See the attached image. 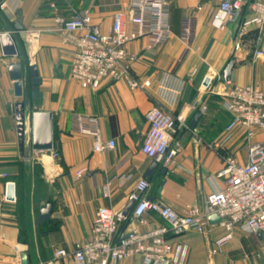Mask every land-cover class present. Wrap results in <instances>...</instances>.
Returning a JSON list of instances; mask_svg holds the SVG:
<instances>
[{
	"label": "crops",
	"instance_id": "1",
	"mask_svg": "<svg viewBox=\"0 0 264 264\" xmlns=\"http://www.w3.org/2000/svg\"><path fill=\"white\" fill-rule=\"evenodd\" d=\"M223 1L166 0L170 39L153 47L148 37H140L126 47V64L132 77L139 82L151 80L152 87L132 89L124 80H106L94 91L71 78L76 47L58 19L68 21L76 15H87L91 26L107 33L117 14L128 16L132 0H0V14L9 23L19 22L23 27L21 38L28 64L37 68L42 80L36 110L53 114V150L60 153L58 164L51 162L49 152L35 153L31 162L21 156L14 104L22 98L14 95L10 64L5 61L16 63L18 59L4 57L0 45V169L9 173V181L15 185V200L9 201L7 185L0 180V264H22L24 253L28 264H77L72 256L56 258L55 252L64 249L71 253L78 243L86 242L99 208L124 212L130 204L129 195L142 179L150 183L148 199L183 214L192 206L204 209L207 196L224 187L219 173L226 158L247 164V138L243 130L227 138L225 129L231 115L217 96L220 90L236 85L255 84L264 89V57H256L257 51L264 53V28L243 27V22L252 16L244 7L238 20L217 29L212 19ZM189 17L195 18L196 27L194 40L187 46L181 35ZM127 30L132 32V25ZM4 31L0 19V33ZM83 33L86 31L74 35ZM232 59L236 64L231 80L224 83L222 72ZM167 72L186 81L172 112L182 114L189 127L176 135L180 152L165 165L144 155L142 146L150 129L148 112L163 106L155 88ZM207 76L211 80L205 86ZM202 106H207L206 113ZM199 112L202 118L191 128ZM75 114L97 117L100 141L115 140L116 148L96 152L92 135L73 130ZM253 141L264 142V129H256ZM40 153H46L37 162L44 171L45 193L39 190L43 181H36L33 174L35 158ZM155 161L159 166L148 179L146 175ZM164 168L166 174L162 173ZM106 185L109 197L104 196ZM49 203L53 205L51 218L41 224L40 210ZM163 223L158 215L148 212L144 223L130 219L125 229L148 231ZM226 234L219 223H209L205 233L188 230L170 241L188 246L185 264H264L262 237L239 228L213 254L215 242ZM142 262L140 256H134L114 264Z\"/></svg>",
	"mask_w": 264,
	"mask_h": 264
},
{
	"label": "built area",
	"instance_id": "2",
	"mask_svg": "<svg viewBox=\"0 0 264 264\" xmlns=\"http://www.w3.org/2000/svg\"><path fill=\"white\" fill-rule=\"evenodd\" d=\"M244 7H248L252 16L243 22V27L256 25L263 29L264 0H224L214 13L212 24L217 29H224L228 22L238 20ZM89 22L87 15H76L68 21L58 19L62 28L72 36L70 41L76 47L71 78L82 87L94 91L106 80H124L132 89L152 87L151 80L139 82L132 77L126 64V47L130 41L140 37H148L153 47L170 39L172 30L166 0H132L128 16L117 14L112 29L107 33H102ZM128 25H132V32L127 30ZM195 27V18H186L181 39L187 46L194 40ZM78 31L86 33L74 35ZM256 57L263 58L264 53L257 51ZM185 86L186 81L174 73H164L155 88L163 106L155 107L147 114L150 129L142 152L165 165L170 164L180 152L176 135L189 127L182 114L172 112ZM223 96L224 107L231 115L225 129L227 138L237 130H243L248 141V162L240 165L235 158H226L225 166L219 173L225 185L207 196L204 209L192 206L180 214L169 206L152 201L146 197L150 183L142 179L129 195L130 202H134L131 214L107 207L99 208L90 238L78 243L71 253L64 249L57 250L55 257L72 256L77 264H114L134 256H140L142 264H185L188 246L182 242L173 244L170 239L188 230L205 233L211 215L221 218L219 224L227 231L224 237L215 242L213 254L232 238L236 228L259 235L264 241V142L253 141L256 129H264V89L255 84L236 85L228 87ZM201 110L206 113L207 106H202ZM72 119L74 131L95 138L96 152L104 153L116 148L115 140L106 143L100 141L97 117L75 114ZM49 153L51 162L58 164L60 153L55 150ZM80 176L81 173H78L77 177ZM9 177L8 172L0 169V180H4L6 185L11 183ZM104 196H110L109 185L104 187ZM148 212L158 215L164 223L148 231L125 229L130 219L144 223V216ZM123 236L125 238L122 239Z\"/></svg>",
	"mask_w": 264,
	"mask_h": 264
},
{
	"label": "water",
	"instance_id": "3",
	"mask_svg": "<svg viewBox=\"0 0 264 264\" xmlns=\"http://www.w3.org/2000/svg\"><path fill=\"white\" fill-rule=\"evenodd\" d=\"M0 19L4 24L5 31L0 35V45L3 55L6 58H16L18 62L9 66L8 72L10 80L13 82V90L16 98H22L23 101L14 104V113L17 123V132L19 138L20 154L26 161H32L35 153L49 152L54 148L53 137V114L51 112L37 111L40 105V94L38 88L42 83L37 68L28 64V54L25 49L23 35V27L19 22L9 23L6 18L0 14ZM236 64V59H232L222 72L224 83L231 80L232 70ZM210 77H206L204 85L208 86ZM202 113H197L191 122V128H195ZM159 166V162L155 161L150 167L146 176L150 179L153 172ZM167 169L162 170L166 174ZM7 200H15V185L9 183L7 185ZM134 202H130L124 214H128L133 208ZM53 205L49 203L40 210L39 220L43 224L51 218ZM209 223H220L221 218L217 215H211ZM125 236L122 237V239ZM22 264H28L27 254H22Z\"/></svg>",
	"mask_w": 264,
	"mask_h": 264
},
{
	"label": "rangeland",
	"instance_id": "4",
	"mask_svg": "<svg viewBox=\"0 0 264 264\" xmlns=\"http://www.w3.org/2000/svg\"><path fill=\"white\" fill-rule=\"evenodd\" d=\"M7 63L6 64H13V63H11V62H9V61H7V60H5ZM223 92H224V90L222 89V90H220V96H217L218 97V99L220 100V101H223V105H224V101H225V97L223 96ZM18 102H21V101H23V99H19V100H17ZM43 155H46V153H44V154H42V153H40V154H38L36 157L37 158H35V164H34V166H33V174H34V176H35V180L37 181V180H39V181H43V183H40L39 184V190H40V192L41 193H45V191L47 190L46 189V186H45V182H44V179H43V175H44V171H43V168H42V166H41V163L40 164H38L39 163V159H40V157L41 156H43ZM38 162V163H37ZM45 162H47V160L45 161Z\"/></svg>",
	"mask_w": 264,
	"mask_h": 264
},
{
	"label": "bare ground",
	"instance_id": "5",
	"mask_svg": "<svg viewBox=\"0 0 264 264\" xmlns=\"http://www.w3.org/2000/svg\"><path fill=\"white\" fill-rule=\"evenodd\" d=\"M46 159H48V158H46ZM49 163H47V165H48Z\"/></svg>",
	"mask_w": 264,
	"mask_h": 264
}]
</instances>
